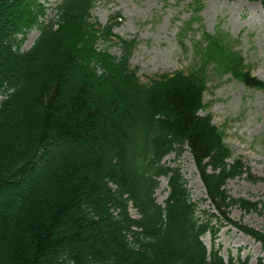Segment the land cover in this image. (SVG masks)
<instances>
[{
  "label": "trees",
  "instance_id": "trees-1",
  "mask_svg": "<svg viewBox=\"0 0 264 264\" xmlns=\"http://www.w3.org/2000/svg\"><path fill=\"white\" fill-rule=\"evenodd\" d=\"M98 1L60 0L46 21L40 0H0V264H247L226 263L215 241L224 224L264 249V233L229 219L232 208L260 209L228 194L248 171L230 162L203 96L207 69L263 92L264 83L229 35L204 32L203 0L179 31L184 40L198 24L199 61L141 78L135 39L114 33L119 13L105 25L92 17ZM32 29L39 36L23 52ZM185 151L208 205L199 214L180 167L163 163Z\"/></svg>",
  "mask_w": 264,
  "mask_h": 264
},
{
  "label": "rangeland",
  "instance_id": "rangeland-1",
  "mask_svg": "<svg viewBox=\"0 0 264 264\" xmlns=\"http://www.w3.org/2000/svg\"><path fill=\"white\" fill-rule=\"evenodd\" d=\"M193 0H99L92 17L100 25L119 13L122 23L114 30L121 38L136 40L130 59L132 67H138L139 75L150 76L185 70L199 61L202 54L198 24L187 34L179 37L180 29L190 18L188 5ZM46 7V21L54 17L60 0H40ZM201 25L205 33L221 31L232 41L233 50L239 52L253 77L264 83V0H203ZM39 36L37 29L28 32L21 47L27 51ZM184 36V35H183ZM118 56L116 48L110 51ZM206 91L203 96L205 108L212 124L223 134V143L231 151L230 162L240 160L248 174L229 180L228 194L234 199H243L257 204L260 212H244L232 208L229 219L264 233V92L248 88L226 72L207 69ZM44 158L34 167L38 179L46 172ZM165 165H178L187 181L192 202L198 206V214L208 209L204 188L192 162L185 151L179 159L167 156ZM31 171V170H29ZM34 172L33 175L36 174ZM155 199L162 204L167 196V180L159 179ZM130 213L135 216L133 210ZM203 243L211 249L210 235ZM216 247L226 263L248 259L247 264H264V249L250 237L235 228L221 224L216 237Z\"/></svg>",
  "mask_w": 264,
  "mask_h": 264
}]
</instances>
